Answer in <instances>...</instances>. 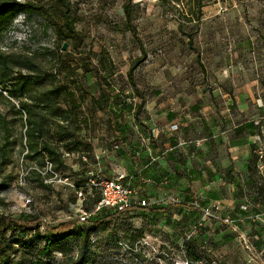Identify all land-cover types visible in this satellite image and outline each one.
I'll return each mask as SVG.
<instances>
[{
	"label": "rangeland",
	"instance_id": "obj_1",
	"mask_svg": "<svg viewBox=\"0 0 264 264\" xmlns=\"http://www.w3.org/2000/svg\"><path fill=\"white\" fill-rule=\"evenodd\" d=\"M20 1L43 8L22 11L14 17L3 32L2 50L32 53L47 68H59L61 59L54 55L68 52L69 63H63L65 73L58 78L74 90L76 97L81 95L78 111L81 118H87L88 125L85 128L82 124L84 128L79 130L85 145L70 154L62 148L64 165L49 170L45 158L40 162L24 158L27 152L25 115L18 112V102L0 89L3 153L0 156V212L13 217L40 216L51 225L76 217L80 207H91V201L86 199L82 203L77 197V182L91 175L111 177L122 160L129 164L118 154L121 149L116 143L115 126L122 125L126 129V141L133 144L131 146L142 143L139 148L135 147L138 152L150 143L143 131L148 134L146 122L153 116L171 110L183 112L193 104L201 103L205 96L213 98L220 85L219 77L227 75L228 70L243 67L249 60L261 62L259 73L264 70V0H203L201 21L182 27L177 9L185 11L188 0L180 3L133 0L131 19L141 44L127 25L123 10L126 0ZM62 3L70 7L69 14L76 19L74 30L80 33L82 40L76 35L64 41L58 33L64 22ZM64 42L68 43L66 50L62 49ZM140 57L143 59L133 71L132 83L128 69ZM99 61L103 67H99ZM104 80L113 85L114 96L133 105L143 102L142 109L121 114L120 109H114L112 112L116 116H112L111 122L110 110L92 105V97L99 95ZM50 129L53 132L55 124ZM52 137L62 144L55 134ZM126 145H122L123 148L133 153ZM21 177L25 178L23 184L19 181ZM27 198L31 202H27ZM150 225L139 213H123L103 224L94 235V257L104 262L120 252L123 264L129 261L134 264L131 254L127 253L131 250L119 251L116 242L119 238L134 242L144 234L159 250L164 240H156L154 231L160 229ZM181 225L176 224L173 237H167L174 251L178 249L176 243H179ZM41 230L46 232L44 226ZM64 245L67 254L55 252L53 264H67V259L77 255L78 239L70 238ZM144 254L152 264H170L178 257L172 255V260H163L162 255L150 253L147 247ZM23 255L21 250L16 258Z\"/></svg>",
	"mask_w": 264,
	"mask_h": 264
},
{
	"label": "crops",
	"instance_id": "obj_2",
	"mask_svg": "<svg viewBox=\"0 0 264 264\" xmlns=\"http://www.w3.org/2000/svg\"><path fill=\"white\" fill-rule=\"evenodd\" d=\"M260 66L261 62L249 60L241 68L228 70L219 77L213 98L205 96L186 111L171 110L147 120V128L155 131L151 145L143 144L136 161L126 159V165L122 160L116 169L137 176L134 197L147 199L149 206H166L163 200L169 191L187 200L219 204L215 217L202 220L200 233L206 255L222 264H264V199L258 196L248 170L253 153L264 148V127H260L264 70L259 73ZM173 124L178 127L172 129ZM141 145L138 142L137 147ZM144 212L148 221L157 218L150 209ZM257 214L261 215L258 220ZM226 216L237 219L238 233L224 223ZM199 218L197 209L187 214L172 205L156 227L172 238L176 224L189 229ZM243 238L255 245V252L246 250Z\"/></svg>",
	"mask_w": 264,
	"mask_h": 264
},
{
	"label": "trees",
	"instance_id": "obj_3",
	"mask_svg": "<svg viewBox=\"0 0 264 264\" xmlns=\"http://www.w3.org/2000/svg\"><path fill=\"white\" fill-rule=\"evenodd\" d=\"M132 1L133 0H126L123 4V10L129 30L135 40L141 44L137 28L131 19ZM162 1L165 3L169 2V0ZM173 1L177 3L182 2L181 0ZM62 6L65 7L64 22L63 25L59 27L58 33L63 40L66 41L73 36H79L80 33L74 30L76 19L69 14L70 7L64 3H62ZM203 6V0H188L185 11L180 12V10L177 9L180 13V27L186 23H199L203 16ZM42 8L43 7L31 2L0 0V44L3 32L8 29L12 20L18 13L28 10L40 11ZM79 37L80 40H82L81 36ZM191 39L192 38H190V40ZM69 56L68 52L55 54L54 58L61 59L59 68L55 66L47 68L44 67L32 53L6 52L3 51L0 46V89L4 90L10 99L18 102V112L25 115L24 133L27 152L24 158L36 162H40L42 158H45V163L49 161L52 167H61L64 165L65 158L62 148L70 154L75 151L77 147L85 145L79 130L83 127L82 124L85 125V128L87 127L88 120L86 117L81 118L78 111L82 104L81 95L76 97L74 90H71L68 84H64L58 78L60 74L65 73L63 63H69ZM142 59L143 57H140L138 60H135L128 69L127 74L132 83H134L133 71ZM99 67H103L101 61H99ZM133 86H135V84H133ZM113 91L114 87L111 82L104 80L101 83L99 95L92 97V105L95 106V108L108 109L111 111V122H113L112 116H116V113L112 112L114 109H120L119 114L125 111L135 113L142 109L143 102L134 105L122 102L120 98L113 95ZM54 124L55 129L52 132L50 126ZM125 130L126 129L122 125L115 126V131L118 134L116 143L120 145L119 149H121L118 154L124 159H131L134 161L138 156H136L135 153L137 152L133 151V149L138 148V145L131 146L133 144H128ZM152 130L153 129H149L148 134L143 131L146 135L145 137L149 139V146L155 138L152 135ZM53 134L57 136L58 141L62 144L54 141L52 137ZM122 145H126L133 153L123 148ZM1 149L2 145H0V156L3 155ZM258 160V155L253 153L248 170L250 181L253 183L258 196L264 199V174H260L258 171ZM128 175L129 177H136L133 181L135 184L137 176ZM95 176L91 175L84 180L80 179L77 182L76 192L80 187H83L86 182H89L91 177ZM102 177L110 179L115 177V173L111 177ZM100 197L99 189L94 188L92 193L86 195L84 199L91 201V207L83 208L92 212L95 205L100 200ZM169 206L172 205H135L124 211H119L114 207H104L92 213L86 222L81 223L77 217H74L56 225H51L40 216L28 215L23 218L13 217L9 214L0 212V264H53L52 257L55 252L67 254V247L64 243L70 238L79 240V250L76 256H71L67 259V264H91L93 261H96L97 264L107 263L105 261L110 262L107 264H123L120 259L124 258L120 252L109 256L105 261L103 260L104 262L94 257L95 254L92 247L96 244V240H94L96 231L103 224L115 220L123 213H128L130 215L139 213L141 216L145 217V221L150 223L151 227L154 226V228L158 229L155 227L157 226L156 222L162 217L163 213L168 210ZM146 209H150V212H154V215L157 217L155 221H148L147 213L144 212ZM42 226L45 227L46 232H42ZM179 228L183 229V224ZM31 233L33 234L29 236ZM154 233L157 235V240H164L163 242L169 243L171 247L172 243L168 240L167 237L169 236L167 234L161 232V230L154 231ZM179 233V243H176L178 246L177 251H174L172 248L170 249L173 253L183 256L181 247L183 234L182 232ZM146 236L145 234L141 235L134 242H131L127 238H119L116 242L117 247L119 251L122 249L120 245L122 241L126 242L132 249H135L137 246L139 249L137 252L133 250L127 252L131 254V260L134 264H137L136 261L144 264H152L145 258L144 253L146 246L141 247L137 245V242ZM183 245L185 256L190 260L195 261L202 257L209 258L203 249V234L200 233V230L194 238L184 242ZM161 247L164 248V244H161ZM21 250L24 252V255L21 258H16L17 253ZM129 262L126 264H130Z\"/></svg>",
	"mask_w": 264,
	"mask_h": 264
},
{
	"label": "built area",
	"instance_id": "obj_4",
	"mask_svg": "<svg viewBox=\"0 0 264 264\" xmlns=\"http://www.w3.org/2000/svg\"><path fill=\"white\" fill-rule=\"evenodd\" d=\"M257 102L261 103V106L263 105V102L260 98L257 99ZM172 129H176L178 127L177 124H173ZM261 128L264 127V123L261 124ZM152 135L155 136V131L152 130ZM256 154L258 155V171L260 174H264V148H260L257 150ZM83 160H87L86 156L83 155ZM46 167L51 170L52 164L47 161ZM136 177H132L121 171H115V177L113 178H104L100 176L91 177L89 182H86L83 187H80L77 190V196L78 198L83 201L86 198V195L91 194L94 188H98L100 191V200L95 205L94 210L92 212L87 211L83 207H80V209L76 210V217L79 220V222L83 223L86 222L90 215L94 212H97L101 210L104 207H114L119 211H124L132 206L138 205V206H148L149 203L147 199L141 198V197H134L136 194H138L137 186L134 185L133 181ZM20 183L23 184L25 181L24 177H21L19 179ZM166 205H173V206H179L183 209L184 212H187V214L192 211L193 209H197L200 211V218L197 220V222L189 229H182V255H177L171 251L170 244L167 242H162L164 244V248H160L157 250V248L154 246L153 243H150L148 240V237L141 238L137 242V245L143 247L146 246L150 253H156L163 256V260H172V255H176L178 257L174 258L171 264H222L221 261L218 258L215 257H209V258H200L198 260H190L185 256V249H184V242L190 241L192 238H194L201 229L202 226V220L203 219H209L215 217V210L219 209V204L217 203H209V204H203L198 198H192V199H185L180 194H177L175 191H169L166 195V198L163 200ZM27 202H31L30 198H27ZM256 220L261 218V215L257 214L254 216ZM224 223L229 226V228L235 232H239V224L237 219H234L230 216H226L222 218ZM157 240V239H156ZM243 243L245 245L246 250L255 252L256 247L255 245L248 240L247 238H243ZM121 248L123 251L133 250L135 252L138 251V247L136 246V249H132L128 246V244L124 241L120 242ZM172 254H171V252ZM124 259H120L122 261ZM126 261V260H125ZM127 262V261H126ZM137 264H144L139 261Z\"/></svg>",
	"mask_w": 264,
	"mask_h": 264
},
{
	"label": "water",
	"instance_id": "obj_5",
	"mask_svg": "<svg viewBox=\"0 0 264 264\" xmlns=\"http://www.w3.org/2000/svg\"><path fill=\"white\" fill-rule=\"evenodd\" d=\"M67 47H68V43H67V42H64V43H63V46H62V49H63V50H66Z\"/></svg>",
	"mask_w": 264,
	"mask_h": 264
}]
</instances>
